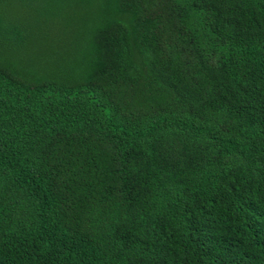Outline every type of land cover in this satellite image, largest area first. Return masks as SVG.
Returning a JSON list of instances; mask_svg holds the SVG:
<instances>
[{
	"label": "trees",
	"instance_id": "obj_1",
	"mask_svg": "<svg viewBox=\"0 0 264 264\" xmlns=\"http://www.w3.org/2000/svg\"><path fill=\"white\" fill-rule=\"evenodd\" d=\"M0 264H264V0H0Z\"/></svg>",
	"mask_w": 264,
	"mask_h": 264
}]
</instances>
